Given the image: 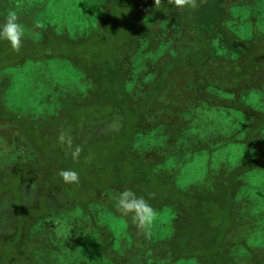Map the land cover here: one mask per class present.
I'll return each instance as SVG.
<instances>
[{
	"label": "trees",
	"instance_id": "trees-1",
	"mask_svg": "<svg viewBox=\"0 0 264 264\" xmlns=\"http://www.w3.org/2000/svg\"><path fill=\"white\" fill-rule=\"evenodd\" d=\"M243 2L195 0V8L177 9L171 0H107L98 28L77 41L47 29L45 42H22L19 51L27 54L18 58L17 51L0 40V63L5 58L7 64L19 66L26 59L48 56L38 50L56 45L64 49L59 56L91 83L83 98H67L69 107L60 119L47 115L32 121L0 107V136L18 132L36 155L35 161L0 167V264H15L10 258L21 245L25 260L18 264H33L28 253L31 228L79 203L84 207L101 200L106 167L113 180L109 185L117 191L130 188L156 209L170 204L181 213L171 238L157 243L170 248L172 259L166 264L174 258L197 264H264L262 244L244 245L250 252L238 263L232 255L238 245L233 232L244 225L234 215L242 207V178L254 171L264 175V35L254 31L242 39L227 25L233 7ZM3 20L0 16V23ZM202 109L216 123L234 114L230 119L238 128L228 136H219L216 128L206 135L205 127L212 124L197 118ZM90 118L94 121L88 123ZM61 132L71 136L73 148H81L78 159L58 143ZM142 136L159 141L143 151L134 145ZM216 140L227 147L242 144L250 156L229 170L221 164L218 172L205 174L212 179L209 191H182L171 184L175 170H156L172 158L185 163L194 154L213 151ZM91 154L92 163L100 166L93 171L87 162ZM68 168L80 174L78 184H65L59 177V171ZM158 187L169 188L178 202L167 197L155 201L161 198ZM80 191L96 196L75 200ZM83 212L91 216L85 208ZM9 225L17 228L8 231ZM128 231L134 242L142 238L133 223ZM114 257L117 264H125Z\"/></svg>",
	"mask_w": 264,
	"mask_h": 264
},
{
	"label": "rangeland",
	"instance_id": "rangeland-1",
	"mask_svg": "<svg viewBox=\"0 0 264 264\" xmlns=\"http://www.w3.org/2000/svg\"><path fill=\"white\" fill-rule=\"evenodd\" d=\"M106 1L0 0V16L5 18L8 12L17 13L19 20L29 30V37L24 40L28 43L45 42L44 30L47 29H51L56 35H67L71 40L77 41L98 28L104 18ZM232 13L234 17L227 22V25L237 36L248 39L254 31L264 35V0H244L243 3L233 7ZM38 51L48 56L34 61L26 59L19 66H11L7 64L5 58L1 59L0 66L3 68L0 69V107L19 113L27 120H43L47 115L60 119L63 117L61 113L66 112L69 107L70 102L67 98L71 100L83 98L91 83L81 70L65 57L59 56L64 53L63 48L50 45ZM17 53L18 58L27 54L21 51ZM200 111L197 114L198 119L211 120L212 125L205 127L206 135H210L216 128L220 133L219 136L225 134L228 136L229 132L238 128V124L230 119L234 114H227L223 122L216 123L211 113L204 112L203 109ZM87 121L90 123L94 120L90 118ZM158 141L159 139L155 137L142 136L134 145L137 149L145 151L149 145H154ZM248 151L249 148L242 144L235 143L233 147L229 144L227 147V144L223 145L220 140H216L213 151L212 149L201 151L200 154L188 157L185 163H180L179 158H172L156 170L163 172L169 169L175 170L171 184L182 191L189 192L191 187L209 191L212 179L209 177L206 179L205 174L208 176L209 173L218 172L221 164L226 165L229 170L238 161L246 160L250 156ZM56 157L58 155H55V160L60 161ZM26 159L35 161L36 155L25 137L18 132L0 136V167ZM94 159L95 154H91L87 160L92 164V171L100 167L99 164L92 163L95 162ZM61 162L63 163V160ZM109 170L110 168L106 167L104 172V185L101 186H105V190L101 200L86 203L84 207L79 203L73 210L50 215L31 228L29 232L31 246L28 248V253L33 264H117L114 256L120 257L119 259L123 260L121 263L125 262V264H161L169 260L172 256L170 248L157 246V243L171 238L174 223L177 220L181 221V213L170 204H163L157 209L153 207L157 211V217L150 234L138 229L137 234L142 238L134 242L128 228L132 223L136 225L135 221L131 216L123 217L117 211L115 198L119 191L109 185L113 184V180L110 181L112 176ZM242 179L244 185L238 193L242 207L235 209L234 215L238 223L244 225L236 227L232 236L234 243L238 242L237 249L234 248L232 251L236 263L250 252L245 250L244 245L248 248L264 245L263 171L248 173ZM158 189L161 198H156L155 201H162L167 197L171 201L178 202L176 195L171 193L169 188L158 187ZM72 192L75 193V190L73 189ZM78 194L80 195L75 200L96 196L93 191H80ZM148 203L152 206V201ZM82 208L88 210L87 213L91 216H85L83 213L86 212H83ZM213 216L215 220L220 218L218 214ZM250 218H253V221H248ZM242 230L249 235L245 236ZM132 251L135 253H131ZM193 260L174 258L169 264H197Z\"/></svg>",
	"mask_w": 264,
	"mask_h": 264
},
{
	"label": "clouds",
	"instance_id": "clouds-1",
	"mask_svg": "<svg viewBox=\"0 0 264 264\" xmlns=\"http://www.w3.org/2000/svg\"><path fill=\"white\" fill-rule=\"evenodd\" d=\"M158 2V0H155ZM171 3L177 9H183L186 6L195 8V0H171ZM29 37V30L19 20L18 14L8 12L0 23V40L7 41L14 51H19L22 42ZM58 143L66 145L73 160L79 158L81 148L75 146L71 136L66 132H61L57 137ZM65 184H78L79 173L71 168L62 169L58 173ZM115 207L123 217H129L135 221L136 227L150 234L151 227L157 217V211L142 196H138L132 189L125 188L119 192L115 198Z\"/></svg>",
	"mask_w": 264,
	"mask_h": 264
},
{
	"label": "flooded vegetation",
	"instance_id": "flooded-vegetation-1",
	"mask_svg": "<svg viewBox=\"0 0 264 264\" xmlns=\"http://www.w3.org/2000/svg\"><path fill=\"white\" fill-rule=\"evenodd\" d=\"M8 221L10 222V219ZM16 228L17 227L14 226V225H9L5 229L8 230V231H13ZM24 233H25V231H24ZM23 252H25V246L24 245H21L19 247V250L16 249V251L13 252L12 257L10 258L11 262L12 263H15V264H18V263H20V260H25V256H24V253Z\"/></svg>",
	"mask_w": 264,
	"mask_h": 264
}]
</instances>
